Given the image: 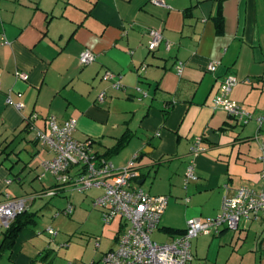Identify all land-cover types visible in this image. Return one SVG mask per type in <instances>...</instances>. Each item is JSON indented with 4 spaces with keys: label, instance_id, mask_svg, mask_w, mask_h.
<instances>
[{
    "label": "crops",
    "instance_id": "0c3cea01",
    "mask_svg": "<svg viewBox=\"0 0 264 264\" xmlns=\"http://www.w3.org/2000/svg\"><path fill=\"white\" fill-rule=\"evenodd\" d=\"M159 1L167 7L152 0H0V35L9 42L0 47V202L6 194H43L41 199L50 202L54 198L46 193L56 180L51 176L53 182L47 183L49 174L40 173L41 162L52 155L38 144L35 132H28L34 114L36 128L44 132H49L50 117L60 125L76 119L75 138L94 140V152L116 168L137 156L138 169L152 164L166 175L173 185L157 190L169 200L156 232L168 235V242L174 236L164 228L186 230L191 219L215 217L224 198L233 197L237 189L261 188L264 0ZM150 30L163 36L154 52L148 49ZM85 50L96 61L81 66L79 55ZM180 62L181 76L176 72ZM213 63L215 73L208 71ZM16 71L28 74V81L17 80ZM106 71L121 80L123 90L102 79ZM228 76L239 81L230 100L253 119L262 117L261 127L255 121L241 125L214 107L218 83ZM11 89L23 94L22 110L6 104ZM101 93L105 97L99 102ZM209 131L219 136L218 144L209 141ZM125 134L131 135L126 147L110 153ZM197 137L205 152L195 157L190 149ZM191 161L197 179L186 185ZM27 169L37 170L31 186L40 183L30 194L23 190ZM140 173L138 183L145 179ZM34 203H28L27 213L37 214V219ZM32 225L18 234L12 247L2 244L4 232L0 234V262L9 250L13 264H55L51 250L29 230ZM117 235L109 251L116 247ZM192 253V264H264V220H242L237 230L201 235L192 241Z\"/></svg>",
    "mask_w": 264,
    "mask_h": 264
},
{
    "label": "built area",
    "instance_id": "2783aa9c",
    "mask_svg": "<svg viewBox=\"0 0 264 264\" xmlns=\"http://www.w3.org/2000/svg\"><path fill=\"white\" fill-rule=\"evenodd\" d=\"M158 6L167 7L159 0H153ZM150 41L148 49L154 52L163 42L160 31L148 32ZM9 42L4 34L0 35V47ZM166 49H170V43H166ZM96 61V55L85 50L79 55L81 66H87ZM145 69V66L141 68ZM184 64L178 63L176 72L182 75ZM217 63L208 67V71L215 73ZM17 80L28 81V74L15 72ZM102 79L111 83L115 90H123L120 79L110 71H106ZM239 83L235 76H228L218 83L217 91L213 98L215 108L225 111L238 123L247 124L253 119L252 114L244 110L240 105L230 100L232 88ZM1 90V74H0ZM14 96L18 101L14 100ZM23 94L14 90L6 93V104L17 110L24 108L20 101ZM105 93H101L98 101L104 100ZM36 114L28 119V130L35 132L38 144L46 149L52 156L41 162L40 167L44 174H51L56 178V185L46 193L49 197L69 192L85 194L91 190H100V194L93 199V206L100 211L102 222L110 225L118 220L120 230L116 238V247L107 252L103 257V264H192V241L201 235H219L223 229L237 230L240 221L264 220V142L261 144L260 161L263 165L260 177L261 188L255 189L243 186L237 189L231 198H224L219 213L213 218L203 220L191 219L187 222L186 233L176 236L168 243L153 241L152 235L160 227L163 214L167 208L169 198L167 196L151 195L141 188L138 181L141 173L137 167V156L126 166L116 168L108 159L100 157L94 152V141L88 139L79 141L75 138L77 120L68 119L63 124H58L55 117L49 118V132L36 128L34 122ZM260 125L263 118H257ZM256 137H260L259 134ZM202 138L197 137L190 149L193 156L205 152L202 146ZM195 163L191 161L185 172L184 182L187 185L195 181ZM6 181V184H10ZM43 194L39 196L42 197ZM32 198H13L8 194L0 202V232L10 228L17 216L25 213L28 203L36 200ZM188 201V199L186 200ZM72 206L64 211L70 215ZM49 234L55 236L57 232L49 229ZM100 245L97 244V248ZM101 264V263H99Z\"/></svg>",
    "mask_w": 264,
    "mask_h": 264
},
{
    "label": "rangeland",
    "instance_id": "374dc122",
    "mask_svg": "<svg viewBox=\"0 0 264 264\" xmlns=\"http://www.w3.org/2000/svg\"><path fill=\"white\" fill-rule=\"evenodd\" d=\"M257 118L259 117H255L249 123L255 121L257 127H261L262 125L257 121ZM240 124L244 125V123ZM24 156L26 157L27 154L24 153ZM26 161H28L27 158H24L22 165L25 166ZM143 165L145 166V164ZM141 171L146 179L141 188L151 195H158V189L168 190L173 185L171 180L166 178V175L158 174L155 165L150 166L149 164ZM36 172L37 170L27 169L23 175L26 182L23 190L25 189L26 193H32L33 186L35 188L38 186L36 189H39V182L31 186ZM17 173L18 170H15L11 178L14 179V175ZM40 173L41 175L44 174L42 170ZM51 176L49 174L48 179ZM52 177L53 180H56L54 176ZM49 180H46L47 183L53 182V180ZM13 182L16 186V182ZM163 193L168 194L169 192ZM99 194L97 190H91L85 194L64 192L55 196L51 202L50 199H41V196H37L31 209L32 211L38 210L40 214L36 219L37 224L29 227V230L36 233L37 240L44 249L51 250L50 259L55 261V264H89L93 260L103 264L104 253L115 246L114 237L119 231L118 220L111 225H105L102 222L100 211L93 206V199ZM70 202L74 204V207ZM71 206L72 213L70 215L64 214V211ZM162 226L161 221L160 227ZM49 229L57 232L56 235H50ZM1 239L2 235H0V245ZM152 239L163 244L168 242L169 237L158 231L152 235ZM97 244L101 245V248H97ZM10 255L11 252L6 251L0 264H13Z\"/></svg>",
    "mask_w": 264,
    "mask_h": 264
},
{
    "label": "trees",
    "instance_id": "16d2710c",
    "mask_svg": "<svg viewBox=\"0 0 264 264\" xmlns=\"http://www.w3.org/2000/svg\"><path fill=\"white\" fill-rule=\"evenodd\" d=\"M218 27H219V29L222 28V19L221 18H218ZM130 137H131L130 134H125L118 141L117 145L115 146V148L110 153H113V152L116 153V152L121 151L122 149H124L126 147L128 141H129ZM36 216H37V214L27 213V211L25 213L17 216L16 219L12 222L10 228L7 229L6 231H4L2 244L3 245L7 244L8 247H12L14 242H15V240H16V238H17V236H18V234L24 228H26L27 226L32 225V224H34L36 222ZM164 230L168 234H170V235H172L174 237L182 236V235H184L186 233V230H177V229H173V228H164ZM223 230H228V229H223ZM93 264H98V263H93Z\"/></svg>",
    "mask_w": 264,
    "mask_h": 264
},
{
    "label": "water",
    "instance_id": "95a60500",
    "mask_svg": "<svg viewBox=\"0 0 264 264\" xmlns=\"http://www.w3.org/2000/svg\"><path fill=\"white\" fill-rule=\"evenodd\" d=\"M28 132H32V131H29ZM208 135H209V141L212 142V144H218L219 143V136L214 134L212 131H209L208 132ZM144 153H147V150H144ZM143 159V157L140 158L139 161H141ZM149 165V164H148ZM150 166H153L152 164H150ZM147 167V165H143L141 168H139V170L141 171L143 168ZM145 182V179H142L139 184H143Z\"/></svg>",
    "mask_w": 264,
    "mask_h": 264
}]
</instances>
